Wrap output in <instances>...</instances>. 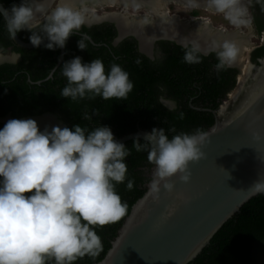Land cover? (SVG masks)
<instances>
[{
	"label": "clouds",
	"instance_id": "clouds-1",
	"mask_svg": "<svg viewBox=\"0 0 264 264\" xmlns=\"http://www.w3.org/2000/svg\"><path fill=\"white\" fill-rule=\"evenodd\" d=\"M188 4L199 7V0H188ZM207 8L223 13L236 27L247 22L241 0H207ZM7 11L6 28L13 39L19 31L29 30L32 45L39 47L47 39L44 47L50 50L64 48L69 37L94 16L86 0H55L54 6L50 0H21ZM90 39L82 35L78 48L86 49L85 40ZM213 51L219 72L237 61L240 47L225 39L215 44ZM201 55L196 40L185 45V63H199ZM61 71L67 80L61 96L73 100L89 93L105 100L126 98L134 87L126 70L113 63L106 72L101 59L84 63L76 56L64 62ZM32 118L9 119L0 128V264H75L85 255L95 257L102 249L96 227L120 220L127 211L116 184L126 180L125 158L130 150L114 138L109 126L87 131L75 124L41 131ZM209 138L210 134L199 128L169 138L160 127L145 133L143 142L134 139L132 146L137 152L146 151L148 162L154 165L145 204L159 203L162 192L176 193L187 203L172 178L190 182V162L205 157L202 147ZM133 186L129 179L126 187L131 190ZM250 191L264 193V176ZM175 211V205H170L167 215Z\"/></svg>",
	"mask_w": 264,
	"mask_h": 264
},
{
	"label": "trees",
	"instance_id": "trees-1",
	"mask_svg": "<svg viewBox=\"0 0 264 264\" xmlns=\"http://www.w3.org/2000/svg\"><path fill=\"white\" fill-rule=\"evenodd\" d=\"M1 1L7 9L21 3V0ZM258 1L260 31L264 27V0ZM18 34L30 42L29 30H21ZM85 34L91 39L85 40L87 48L81 50L77 42ZM116 36L117 29L113 23L84 25L69 37L65 46V60L59 63L61 48L50 50L44 45L31 49L18 47L11 39L6 21L0 13V49H10L20 55L17 62L0 64V118L51 113L63 123L62 127L72 128L79 124L91 131L101 125L109 126L115 139L135 132L138 127L149 131L161 127L171 138L197 128L207 130L214 123V115L208 109L217 108L235 86L237 68L227 67L218 72L214 51L208 55L202 54L199 63H185V47L164 39L156 42L160 53L152 59L139 50L135 37L127 36L114 45ZM76 56H80L84 63L101 59L106 72L111 64L120 65L129 73L134 84L132 91L126 98L108 100L90 93L76 100L61 96L67 84L61 68L64 62ZM262 56L264 45L253 50L251 59L257 63L256 60ZM53 69L52 77L47 78ZM161 98L174 100L176 107H166ZM5 123L0 120V128ZM134 139L124 143L130 150L125 158L128 171L126 180L116 184V191L127 204L126 214L118 221L97 226L95 230L102 241L101 251L95 257L85 255L78 258L75 264H95L105 257L133 204L146 190L152 164L147 160L146 151L137 152L132 146ZM140 140L143 142L142 138ZM129 179L134 181L131 190L126 187ZM188 264H264V193L245 203L240 212L229 219Z\"/></svg>",
	"mask_w": 264,
	"mask_h": 264
},
{
	"label": "water",
	"instance_id": "water-1",
	"mask_svg": "<svg viewBox=\"0 0 264 264\" xmlns=\"http://www.w3.org/2000/svg\"><path fill=\"white\" fill-rule=\"evenodd\" d=\"M53 1H50L51 5ZM98 9L96 7V11ZM0 13L6 21L9 12L1 0ZM102 22L115 25L117 36L114 45L127 36H133L138 41L139 50L152 59L153 46L157 40L174 41L184 47L191 44L168 35H159L151 41L149 51H145L140 38L133 32L121 34L117 21L113 19L94 20L87 22L86 26ZM11 39L18 47L36 48L18 33ZM48 42L45 39L40 46ZM253 49L248 57L252 64L251 72L241 85L237 79L233 100L228 105L224 103L219 109L210 110L215 121L205 130L210 134L208 142L202 147L205 157L198 162H190V182L184 184L178 177L172 178L176 180V191L183 193L187 203L178 199L176 193L165 195L162 192L159 203L145 204L143 198L152 178V165L144 194L133 204L105 257L95 264H188L202 252L215 233L240 212L245 203L260 194L250 191V188L264 176V56L257 63L252 62L250 55ZM212 51L213 48L202 50V54L208 55ZM65 53V47L61 48L59 63L65 60ZM11 54H4L0 63L15 62L20 58L17 53ZM230 67L237 68L239 76L240 64ZM54 71L47 78L52 77ZM38 117L58 121L55 115L49 113ZM9 119L5 118L6 121ZM147 132L151 131L138 127L135 132L117 137L116 140L125 143L132 138L143 139ZM257 135L260 136L259 140L256 139ZM170 205H175L176 211L168 216Z\"/></svg>",
	"mask_w": 264,
	"mask_h": 264
},
{
	"label": "bare ground",
	"instance_id": "bare-ground-1",
	"mask_svg": "<svg viewBox=\"0 0 264 264\" xmlns=\"http://www.w3.org/2000/svg\"><path fill=\"white\" fill-rule=\"evenodd\" d=\"M171 3L189 6L187 5L188 0H86V6L94 9V16H90L88 22L100 19H113L117 21L121 34L133 32L140 38L143 49L147 51L151 41L159 35H168L184 43L196 40L204 51L213 48L215 44L225 39L233 40L240 47V53L235 63H242V66L245 65L244 51H248L251 48V43L244 32V34L237 30L222 32L207 17L201 19L200 17H182L181 15L172 14L168 7ZM103 5L104 7H116V10L99 14V10L104 8H100V6ZM96 7L99 10L96 11ZM132 7L144 8L146 12L144 15L140 14L141 16L132 14L130 12ZM198 8L209 11L207 0H199ZM210 11L216 13L212 10ZM145 18L149 22L142 24L140 21ZM2 57L3 55L0 53V59ZM248 65L249 69H252V64L249 63ZM247 75L241 76L240 85ZM36 121L44 128L56 125V122L48 117Z\"/></svg>",
	"mask_w": 264,
	"mask_h": 264
},
{
	"label": "rangeland",
	"instance_id": "rangeland-1",
	"mask_svg": "<svg viewBox=\"0 0 264 264\" xmlns=\"http://www.w3.org/2000/svg\"><path fill=\"white\" fill-rule=\"evenodd\" d=\"M54 5H55V0L53 1L51 6H54ZM168 7H169V10L172 14L181 15L182 17H201V16L207 17L216 26L225 27L226 29H229V30H233V29L238 30L239 29L241 32L246 33L245 35H246V37H248V39L251 43V48L248 51L247 50L244 51L245 65L243 66L244 72H243L242 76L244 77V75H247L251 71V68L249 69V65H248L250 62L247 61L248 57H249V52L251 51V49H253V47L260 44L261 35H256L255 32L253 31L254 29H253L252 15H251L250 9L248 8V5H247V7H245L247 10V16H246L247 22H246V24H244L240 27H236L233 24H231L229 22V20L225 18L223 13H217V12L213 13L210 10L206 11L203 9H196V8L191 7V6H188V7L187 6H181V5H178L176 3H171ZM114 10H116V7H104L103 10L102 9L99 10V13L102 14V12L105 13L106 11H114ZM130 12L132 14H139V16H141V15H144L146 11L144 8H141V7H132L130 9ZM1 52L6 54V55H12L10 49L2 50ZM237 79H238V76L236 78L235 86L228 93L227 98L223 101V104L225 103L226 105H228L233 100L232 95H234L233 92L235 91L237 83H238ZM226 105H224L223 107L225 108ZM41 118H43V117H41ZM34 119H37V118L34 117ZM54 121L56 122V124L58 123L57 126L60 125L59 124L60 122H58L59 120L58 121L54 120Z\"/></svg>",
	"mask_w": 264,
	"mask_h": 264
},
{
	"label": "flooded vegetation",
	"instance_id": "flooded-vegetation-1",
	"mask_svg": "<svg viewBox=\"0 0 264 264\" xmlns=\"http://www.w3.org/2000/svg\"><path fill=\"white\" fill-rule=\"evenodd\" d=\"M245 3V4H244ZM241 5L245 8V7H247V5H248V8L250 9V12H251V15H252V21H253V31L255 32V34L256 35H261V41H260V44L259 45H256L255 47H253L254 49L255 48H257V47H259V46H261V45H264V27H263V29L262 30H258V22L259 21H261V19H259L258 18V14H257V8H258V5H259V1L258 0H241ZM108 7V6H107ZM193 8H196V9H201V8H198V7H193ZM101 10V9H100ZM102 10H103V8H102ZM204 10V9H203ZM115 11V10H114ZM99 13V12H98ZM103 13V12H102ZM99 14H101V13H99ZM203 16H201L200 18L201 19H204L205 17H203ZM195 18H197V17H195ZM211 23H212V21H211ZM213 24V23H212ZM86 25V24H85ZM92 25H95V24H92ZM91 25V26H92ZM214 25V24H213ZM214 26H216V25H214ZM216 27H218L219 28V30H222V32L224 31V32H226L227 30L228 31H230L229 29H226L225 27H221V26H216ZM226 29V30H225ZM234 30V29H233ZM233 30H231V31H233ZM230 31V32H231ZM234 31H236V30H234ZM237 31H240L239 29L237 30ZM240 33L241 34H244L243 32H241L240 31ZM246 34V33H245ZM246 38V37H245ZM158 41V40H157ZM156 41V42H157ZM156 42L154 43V46H153V56H154V58H155V56L156 55H159V53H160V51H158L157 50V47H156ZM141 46H142V44H141ZM149 48H150V44H149ZM142 49H143V47H142ZM253 49V50H254ZM144 50V49H143ZM253 50H252V52H253ZM145 51H147V50H145ZM148 51H149V49H148ZM13 51H11V53H12ZM252 52H251V55H250V58H252ZM3 56H5L4 55V53H2V52H0ZM13 53H15V52H13ZM18 54V53H17ZM263 57V56H262ZM153 58V59H154ZM259 59V58H258ZM258 59L256 60L257 62H258ZM19 60V59H18ZM17 60V61H18ZM252 60V59H251ZM17 61H15V62H17ZM247 61H249V58H248V60ZM246 61V62H247ZM6 62V61H5ZM252 62H254V61H252ZM4 63V62H3ZM255 63V62H254ZM1 64V63H0ZM234 64H240V67H241V73L239 74V76H238V74H237V76H238V80H239V83L241 82V80H242V78H241V76L243 75V72H244V68H243V66H242V63H234ZM235 68V67H234ZM238 73H239V71H238ZM237 76H236V78H237ZM227 95H228V93L226 94V96L222 99V101L220 102V104H219V106L217 107V108H215V109H219L221 106H222V104H223V101L227 98ZM161 101L163 102V104L166 106V107H168V108H170V109H173V108H175L176 107V102L174 101V100H170V99H166V98H161ZM208 109V108H207ZM208 110H211L210 108L208 109ZM212 112V111H211ZM45 114H47V113H45ZM49 114H51V113H49ZM54 115V114H53ZM214 115V114H213ZM7 117H10V119H26V118H31V117H36V116H27V117H22V118H15V117H13V116H11V115H7V116H5V117H3V120L1 119V121H5V122H7L6 120H5V118H7ZM44 118V117H43ZM43 118H37V119H35V120H39V119H43ZM214 118H215V116H214ZM32 119H34V118H32ZM56 119L58 120V118L56 117ZM215 121V120H214ZM61 122V121H60ZM60 124V123H59ZM63 124V123H62ZM58 125V123L55 125V126H57ZM38 126L39 127H42V125L41 124H38ZM60 126V125H59ZM63 126V125H62ZM61 126V127H62ZM42 128H44V127H42Z\"/></svg>",
	"mask_w": 264,
	"mask_h": 264
}]
</instances>
